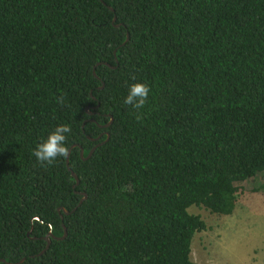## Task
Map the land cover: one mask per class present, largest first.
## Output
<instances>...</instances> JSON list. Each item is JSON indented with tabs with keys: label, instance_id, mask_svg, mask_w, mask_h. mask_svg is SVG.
<instances>
[{
	"label": "trees",
	"instance_id": "1",
	"mask_svg": "<svg viewBox=\"0 0 264 264\" xmlns=\"http://www.w3.org/2000/svg\"><path fill=\"white\" fill-rule=\"evenodd\" d=\"M61 124L70 171L33 155ZM262 173L264 0H0V264H196L188 209Z\"/></svg>",
	"mask_w": 264,
	"mask_h": 264
},
{
	"label": "rangeland",
	"instance_id": "2",
	"mask_svg": "<svg viewBox=\"0 0 264 264\" xmlns=\"http://www.w3.org/2000/svg\"><path fill=\"white\" fill-rule=\"evenodd\" d=\"M264 176L240 185L238 203L229 216L192 206L204 228L196 232L190 258L196 264H264V194L253 192Z\"/></svg>",
	"mask_w": 264,
	"mask_h": 264
},
{
	"label": "clouds",
	"instance_id": "3",
	"mask_svg": "<svg viewBox=\"0 0 264 264\" xmlns=\"http://www.w3.org/2000/svg\"><path fill=\"white\" fill-rule=\"evenodd\" d=\"M149 91L150 89L146 84L134 83L129 86L128 95L126 96L124 103L138 112L145 106ZM64 101V95L61 94L56 102L63 105ZM136 118L139 120L141 117L138 114ZM70 133L71 127L68 124L58 125L48 134L45 140L37 144L33 151V155L41 166L52 165L58 157L67 158L69 154L67 139Z\"/></svg>",
	"mask_w": 264,
	"mask_h": 264
},
{
	"label": "water",
	"instance_id": "4",
	"mask_svg": "<svg viewBox=\"0 0 264 264\" xmlns=\"http://www.w3.org/2000/svg\"><path fill=\"white\" fill-rule=\"evenodd\" d=\"M111 10H112V9H111ZM113 21H115V18L113 19ZM126 40H127V39H126ZM104 65L110 67V66L107 65V64H104ZM93 73H94V71H93ZM97 105H98V104H97ZM88 114L90 115L91 113H88ZM111 122H112V118H110L109 123H107V124L104 126V128L109 127V125L111 124ZM105 135H106V139H105L104 141H101V142L97 143L94 147H92V149H90V151L88 152V154H87V156H86L85 158H83V151L80 150V157H81L83 160H87L88 158H90L91 155H92V153L94 152V150H95L98 146L104 144L106 140H108V137H109L108 133H105ZM99 138H100V137H97V138H95V139H91V141H97V140H99ZM73 146H75V145H73ZM73 146H72V147H73ZM72 147H71V148H72ZM71 148H70V149H71ZM70 149H69V154H70ZM69 154H68V156H67V158H66V166H67L68 171H70V168L68 167V163H69V160H68V158H69ZM70 173H71V176L75 179V186H77L78 183H79L77 176H76L72 171H71ZM84 199H85V195L83 194V195H82V199H81V200L79 201V203H78V206L83 202ZM60 210H62L63 214L67 216V215H70L75 209H73L72 211H66V210L63 209V208H58L57 211L59 212ZM61 219H62V216H61ZM65 237H66V229H65V227L63 226V235H62L61 237H58V238H55V239H57V240H62V239H64ZM44 240L46 241V246H45L44 250H42V251L38 254V256H39V255H42V254L48 249V247H49L50 239H48L47 237H45ZM21 261H23V259H22ZM14 264H17V263H14Z\"/></svg>",
	"mask_w": 264,
	"mask_h": 264
}]
</instances>
